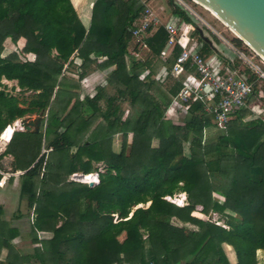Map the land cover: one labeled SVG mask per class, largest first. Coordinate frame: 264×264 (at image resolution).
I'll return each mask as SVG.
<instances>
[{
    "label": "trees",
    "instance_id": "trees-1",
    "mask_svg": "<svg viewBox=\"0 0 264 264\" xmlns=\"http://www.w3.org/2000/svg\"><path fill=\"white\" fill-rule=\"evenodd\" d=\"M73 3L79 7L80 0ZM74 6L71 0H0V134L10 140L16 130L9 125L37 115L43 127L46 122L45 136H21L51 150L29 162L17 148L5 152L15 157L17 170L26 171L20 198L34 210L38 247L24 256L12 244L17 230L0 223V256L8 250L0 264H28L30 259L39 264H231L224 245L234 249L236 264H259L257 254L264 252V122L243 125L252 114L240 111L216 143L204 145L203 130L213 126L202 105H194L183 121L166 118L169 94L158 91L155 97L156 83L138 77L149 63L127 65L130 29L144 11L141 1L97 0L89 29ZM174 13L187 21L183 13ZM167 40L160 28L148 39L150 55H159ZM8 46L14 52L3 56ZM92 56L106 58L98 68L114 67L108 82L116 94L99 89L94 98L81 100L79 83L61 76L69 60L78 57L84 61L82 78L97 64ZM4 79L17 81L21 93L33 95L19 99L7 93ZM179 89L173 87L170 95ZM124 100L130 101L133 115L122 111ZM117 134L122 136L119 152L113 150ZM5 141L0 145L12 143ZM221 146L233 153L222 152ZM71 149L77 150L78 160L106 166L105 173L90 163L80 168L85 175L99 173L98 185L66 182L77 173L69 166ZM215 175L224 179L222 187ZM182 193L188 199L184 207L166 199ZM197 207L206 216L225 217L229 229L193 217L201 215ZM38 232L52 236L39 240Z\"/></svg>",
    "mask_w": 264,
    "mask_h": 264
},
{
    "label": "built area",
    "instance_id": "built-area-1",
    "mask_svg": "<svg viewBox=\"0 0 264 264\" xmlns=\"http://www.w3.org/2000/svg\"><path fill=\"white\" fill-rule=\"evenodd\" d=\"M170 3L173 11L183 13L187 21L177 14H171L163 20L153 8L145 5L144 11L130 29L136 45L127 57V62L130 60V63L131 61L146 63L153 59L147 39L160 27L167 32L169 37L167 44L154 58V63H158L160 68L155 70L154 64L149 65L139 74V80L143 83L153 81L162 86L171 82L179 84L180 89L172 96L166 110V118L175 121L182 118L183 121L190 115L192 107L200 104L204 115L211 118L218 131L226 130L240 111H249L264 122V59L247 45L254 53V58H259L256 63L246 51L236 47L199 8H203L213 19L219 20L195 0H170ZM223 25L232 33L229 27ZM194 33L198 35L199 43L203 42L204 47L210 48L214 58L210 59L205 55L202 50L204 47L199 48L195 45L197 42L192 37ZM216 39L237 55L241 63L223 56L217 49ZM177 48L181 51L175 56ZM92 60L101 64L106 58L92 56ZM72 64L77 66L76 75L79 80H76L81 86L82 99L87 96L94 98L97 94L96 88L107 85V82L100 81L97 75L80 79L79 74L82 72L84 61L78 57H72L65 65L63 76L67 77ZM242 65L245 66L244 69ZM0 174V187H3L10 174L2 171ZM74 177L80 178L82 182L80 174H74Z\"/></svg>",
    "mask_w": 264,
    "mask_h": 264
},
{
    "label": "crops",
    "instance_id": "crops-1",
    "mask_svg": "<svg viewBox=\"0 0 264 264\" xmlns=\"http://www.w3.org/2000/svg\"><path fill=\"white\" fill-rule=\"evenodd\" d=\"M142 3L144 5V9H145V5H149L151 8H153L160 15V17L163 20L166 19L167 17H169L171 14H175L174 11H173L172 5H171L170 12L165 13L163 10H159V8H155V6L152 5L153 4V0H145V1H142ZM72 4L74 6V3H72ZM93 6H94V4L92 5V9H93ZM74 8H76V7L74 6ZM92 9H91V13H92ZM75 10H77V14H79L78 16H79L81 22L83 23V25L87 29H89L90 24H91V16H92V14L89 15V12H87L88 13V17L86 19H84L85 16L80 15L81 12L78 11V9H75ZM84 14H85V12H84ZM159 29H157L155 32H153L150 37H152L155 33H157V31ZM148 39H147V44H148ZM168 39H169V37H168ZM135 45H136V43H135V41H133L132 36H131V42H130V46L128 48V52L129 53H130L131 49L133 47H135ZM208 51L209 52H212L210 50V48L206 46L205 47V50H203V52L205 53V55H207L208 57H210L209 56L210 53H208ZM127 57H126V62H127ZM155 57H153V59H150L146 63H149V65H153L154 64V69L157 70V69L160 68V65L158 63H156V62L154 63V61H155L154 58ZM211 58H214V56L213 57L211 56L210 59ZM101 64H93L92 67H91V69L88 71V73L82 77V78H84V77L91 76V75H97L98 76V79L100 81H106L107 82V86H104V87L98 86L96 88V92H98L99 89H107L110 86V84L108 82V79H109V76L111 75V73L114 70V67H108V68H104V69L98 68L99 65H101ZM131 64H132V61L130 63V60H129V62H127L128 67H130ZM141 64H144V63H141ZM72 67L75 69V72H73V73L69 72V74L71 75V78H73V80L74 79L75 80L76 79L79 80V78L76 75L77 66L74 65V64H72ZM143 69H141L139 71V74L141 73V71ZM80 75L81 74H79V77H80V79H82ZM64 77L65 76H63V74H62L61 78H64ZM138 77H139V75H138ZM65 78H67V77H65ZM75 82L79 83L77 80ZM151 82H153V81H151ZM3 84H13L15 86V88L17 89L18 93H21V89L18 87V82L17 81H7V80L4 79L3 80ZM79 85H80V83H79ZM156 85L159 86V87H161L166 93L169 94L170 98H172V96L170 95V92H171V90H172L173 87H176L179 84L172 83L171 82V83H168L165 86H162V85L157 84V83H156ZM76 93L79 94L80 99H81L82 98L81 97V94H82L81 93V86H80V89L78 91H76ZM127 112H129V111H126L125 113H127ZM26 118L27 119L29 118V119L36 120V119H40L41 117H39L37 115L27 116L25 118L19 119V120L15 121L14 123H12L11 125H14V128L16 130L12 134V136H13L12 137V143H10L8 145H5V146H1L0 145V171H2L3 173L10 174L9 175L10 177L7 180L6 185L3 186V187H0V207L3 210V215H2V217H0V223L7 225L8 226V229H15V230H17L18 233L16 234V236L13 239V242H12L13 246L17 250L20 249L19 246L23 245V243H24L23 241L27 238V236H26V229L23 227L24 226V223H22L23 220L26 219L27 222H31L32 220L30 221V214L33 213V215H32L33 216V218H32L33 220H35V217H34L35 215H34V210L33 209H30V207L28 205V202L25 203V201L24 200H21V198H20V189H21V178L20 177L22 175H24V173H26V171H22V170H19V169L17 170L16 167H15V165H16L15 164V157L13 155H11V154H5V152L7 151V148L8 147L17 148L18 150L21 151V152L19 151L20 152V155L26 160V162H29V161L33 160V158H35V156H38V159H40L41 157H43L44 155H47L51 151V150H47L46 149L44 143L43 144L36 143L34 141L29 140L28 138H25V137L21 136V134H23V133H35L34 132L35 129H33L31 132H26L25 129L19 130L20 127H22V120L23 119H26ZM44 118L47 119V115L46 116L44 115ZM41 120H42V118H41ZM18 123H20V125H21L19 127V129L17 127ZM211 124H212V122H211ZM11 125H9L8 127H11ZM212 126L213 127H211V128H205L203 130V139H204L205 135L211 129L217 130L213 124H212ZM39 132L44 133V136H45V134H46V122L44 124V127L41 124L40 129H39ZM1 135L2 134H0V144H1ZM23 167H26L27 168V163L25 165H23ZM75 174L85 175L84 173H75ZM94 174H97L98 175V180H99V173H94ZM0 178H1V174H0ZM12 180H13V182H12ZM9 184L12 185V186H9ZM24 207L28 211L27 215L25 214ZM16 213H17V215H15ZM33 224H34V221H33V223L31 225H32V231H33V243H34L33 245L35 246L33 249H34V253H35V249L38 247V244L34 241L35 240L34 236H35V233L36 232L33 229ZM40 233L43 234V236H44L43 238L44 239L50 238L52 236L49 233L38 232V234H40ZM38 239L39 240H42V238L40 239V237H38ZM7 254H8V250L4 249L2 251V253H1L0 259L2 261H5V259L7 257ZM262 254H264V252H262ZM27 255H29V254H27ZM32 255H33V253H32Z\"/></svg>",
    "mask_w": 264,
    "mask_h": 264
},
{
    "label": "rangeland",
    "instance_id": "rangeland-1",
    "mask_svg": "<svg viewBox=\"0 0 264 264\" xmlns=\"http://www.w3.org/2000/svg\"><path fill=\"white\" fill-rule=\"evenodd\" d=\"M72 3L74 0H71ZM97 0H80V5H79V8L76 7L75 9H78V11L81 12L80 15H83L85 16L84 19H86L88 17V13L89 12L90 14L91 13V9H92V5L96 2ZM124 1H128V0H124ZM141 3L142 1H145V0H140ZM148 2V1H147ZM91 5V8L89 7ZM143 4V3H142ZM153 6H155V8H159V10H163L165 13L167 12H170L171 10V3L169 0H153ZM90 9V10H89ZM200 11H202L204 13V15L210 20L212 21L216 27L223 33V35L228 39V40H231L233 41L234 45L236 47H238L240 50L242 51H246L247 54L250 55V57L253 59L254 62L258 63V60L259 58H254V53L251 51V49L247 48V43L243 42L242 40H240L239 38H237L234 34H232L221 22L217 21L216 19H213L212 16L206 12L203 8H199ZM77 11V10H76ZM84 12H86L87 14H84ZM79 15V14H78ZM82 17V16H81ZM198 35L196 33H194L192 35V37L195 39V41L197 43H195V45L197 47H204L202 44L203 42L199 43V40L197 39ZM201 40V39H200ZM216 44H217V49L220 50L222 52V55L223 56H226V57H229L230 59H232L233 61L235 62H238L239 64L241 63L239 58L237 57V55H235L229 48H227L221 41H219L218 39H216ZM202 41V40H201ZM240 42V44L238 42ZM24 41L23 40H20V46L22 45ZM11 46H8V48L4 51L5 53L3 54V56H8L10 53H13V49L14 48H10ZM10 48V49H9ZM202 50H205V47L202 49ZM209 56L213 57L214 56V53L213 52H209L208 51ZM243 69L245 68L244 65H242ZM71 73L75 72V69L72 67V69L69 71ZM70 80V81H73L75 82L76 80L73 78H71V75H67V78L66 80ZM106 82V81H104ZM107 86V85H106ZM4 90H6L7 93H10L11 95L13 96H16L18 97L19 99H30V97L33 95V93H18L17 89L15 88V86L13 84H4V87H3ZM106 92L109 94V95H115L116 94V91L114 89V87H112L111 85L105 89ZM158 91H162V94H166L165 91L161 88V87H158V86H154V89L151 91V94L152 95H156L155 97H160V94ZM101 107L103 110L106 109V103L104 101H102L100 103ZM120 106H121V109L122 111H124V113L126 111H129L130 114L129 115H133L135 112V110L130 106V101L129 100H124V101H120ZM261 107V106H260ZM91 113L90 112H87L85 114L86 117H88ZM262 115V114H260ZM254 119H259L257 117H255L254 115H251L250 117H246L244 120H243V125H249L251 121H253ZM261 120V119H260ZM18 129L20 127V123H18L17 125ZM20 130V129H19ZM224 133L223 131H218V130H214V129H211L204 137L203 139V143L204 145H211V144H214L218 141L219 137L222 136ZM129 144H131V138L129 139ZM121 145H122V136L120 134H117L113 137V150L115 152H119V150L121 149ZM153 146L154 147H157L158 146V142L157 141H154L153 142ZM188 146H186V150H185V154L186 155H189V150L187 149ZM221 151L222 152H226V153H230L232 154L233 153V149L232 148H227L225 146H221ZM69 166H74V169L77 173H82L81 171V166L85 163H90L92 165V167L95 169V170H98L99 173H105L106 172V166L100 162V161H92V160H89L87 158H81V159H76L75 155L77 153V150L76 149H71L69 152ZM45 171L42 170V173H44ZM75 174V173H74ZM74 174H70L67 176V180L66 182H77V183H80V184H84L85 182L83 181L82 179V182L80 181V178H76L74 177ZM81 175V174H80ZM22 178V176L20 177ZM13 182V180H12ZM11 182V183H12ZM214 182L222 187L223 184L225 183L224 179L220 178L219 176L215 175V179H214ZM88 183V182H87ZM99 184V180H98V177H97V181H95V185H98ZM9 186H12L9 184ZM177 197H180V194L176 195L173 199L172 198H166L169 202L171 203H174L175 205L179 206V207H184L188 204V199H187V195H186V198H185V201H183L182 205H179L178 203H176V198ZM213 197L215 199H217V196L216 195H213ZM25 203L26 200H25ZM150 204L148 203L147 205H142V207H148ZM26 206V205H25ZM141 206H139L140 208ZM198 211L199 216H194L193 217H196L198 219H201V220H204V221H209L211 223H214L215 225L217 226H221L223 228H226V229H229V227L227 226V219L225 217H223L222 215L220 214H215V213H211L209 216H206L204 214L201 213L202 211V207H197L196 209ZM24 211H25V214L27 215L28 211L27 209L24 207ZM32 212V211H31ZM15 213V212H14ZM229 213V212H228ZM3 215V214H2ZM1 215V217H2ZM17 215V213L15 214ZM33 213L30 214V221L31 222H27V220H23L22 223H24V228L26 229V236L27 238L23 241V245L19 246L20 249L18 251L21 252V254H23L24 256H28L27 254L29 255H32V253L34 254V243H33V231H32V223H33ZM35 217V216H34ZM117 218H115V222H116ZM174 223H176L177 225L179 224L178 222L174 221ZM180 225V224H179ZM189 229L191 230H195L196 227L192 226V225H188L187 226ZM38 237H40V239H44L43 237V234L40 233L38 234ZM125 237V235L123 234L122 236L119 237L120 240H123ZM224 251H225V254L227 255L229 261L231 264H236L237 263V257H236V254H235V251L232 247H228L227 245H224ZM257 257H258V261H259V264H264V254H262V252H259L257 254ZM28 264H39V262L35 259H30Z\"/></svg>",
    "mask_w": 264,
    "mask_h": 264
},
{
    "label": "water",
    "instance_id": "water-1",
    "mask_svg": "<svg viewBox=\"0 0 264 264\" xmlns=\"http://www.w3.org/2000/svg\"><path fill=\"white\" fill-rule=\"evenodd\" d=\"M195 1L215 13L218 18L240 36V40L247 43L264 59V0ZM204 40L210 43L207 38H204ZM41 124V118L36 120L26 118L22 120V127L26 132H31L35 129L34 132L38 133ZM94 175L98 177L97 174ZM88 185L94 187L95 183L91 181Z\"/></svg>",
    "mask_w": 264,
    "mask_h": 264
},
{
    "label": "bare ground",
    "instance_id": "bare-ground-1",
    "mask_svg": "<svg viewBox=\"0 0 264 264\" xmlns=\"http://www.w3.org/2000/svg\"><path fill=\"white\" fill-rule=\"evenodd\" d=\"M197 2V1H196ZM198 4H200L201 6H203L206 10H208V11H210L212 14H213V16L214 17H216L219 21H221L223 24H225L220 18H218V16L215 14V13H213L210 9H208L207 7H205L204 5H202L201 3H199V2H197ZM226 25V24H225ZM227 27H228V25H226ZM231 31H232V33L237 37V38H239V39H241L240 38V36L235 32V31H233L232 29H230ZM12 127H14V125H11ZM21 126V125H20ZM10 129V128H9ZM8 129V130H9ZM20 130H23V128L22 127H20ZM4 134V133H3ZM3 134H2V138H1V140L2 141H5L4 139H3ZM12 139V138H11ZM11 139L10 140H8V141H5V142H10L11 141ZM81 176V178L83 179V181L85 182L84 184H88V183H90L91 181H94V183H95V181H97V176H95L94 174H89V175H85V176H83V175H80ZM88 182V183H87ZM185 198H186V194H184V193H182V194H180V197H177L176 198V203H178L179 205H182V203H183V201H185ZM173 199V198H172Z\"/></svg>",
    "mask_w": 264,
    "mask_h": 264
}]
</instances>
